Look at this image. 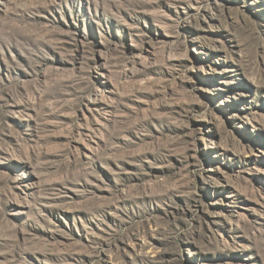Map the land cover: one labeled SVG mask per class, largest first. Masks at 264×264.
Returning <instances> with one entry per match:
<instances>
[{"label":"rangeland","instance_id":"rangeland-1","mask_svg":"<svg viewBox=\"0 0 264 264\" xmlns=\"http://www.w3.org/2000/svg\"><path fill=\"white\" fill-rule=\"evenodd\" d=\"M0 264H264V0H0Z\"/></svg>","mask_w":264,"mask_h":264}]
</instances>
